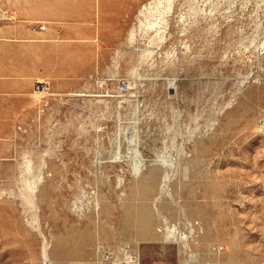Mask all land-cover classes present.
<instances>
[{"label": "rangeland", "instance_id": "rangeland-1", "mask_svg": "<svg viewBox=\"0 0 264 264\" xmlns=\"http://www.w3.org/2000/svg\"><path fill=\"white\" fill-rule=\"evenodd\" d=\"M145 1L0 0V264H264V0H211L140 61ZM136 151L176 162L157 204ZM165 224L199 227L188 253Z\"/></svg>", "mask_w": 264, "mask_h": 264}, {"label": "bare ground", "instance_id": "bare-ground-1", "mask_svg": "<svg viewBox=\"0 0 264 264\" xmlns=\"http://www.w3.org/2000/svg\"><path fill=\"white\" fill-rule=\"evenodd\" d=\"M138 1V0H137ZM142 1V0H140ZM230 1V0H229ZM144 2V1H143ZM146 2V1H145ZM220 2V1H219ZM233 2V1H232ZM135 3V1H134ZM143 4V3H142ZM130 7V6H129ZM211 0H149L144 3L138 13V26L132 30L130 35V42H134L137 37H142L144 40H147L148 44L146 47L139 49V60L143 61L146 57L151 56L156 51V46L167 39L168 32L172 27V22L181 25L193 24L196 22V19L204 15L208 17V9L212 10ZM131 8V7H130ZM133 8V7H132ZM137 9V8H136ZM130 10V9H129ZM218 10V9H217ZM209 11V12H210ZM127 12V11H126ZM215 12V11H214ZM212 12H210L211 14ZM129 18V17H128ZM137 22V21H136ZM194 25V24H193ZM196 25V24H195ZM198 25V24H197ZM175 26V24H174ZM178 26V27H179ZM193 27V26H191ZM177 28V27H176ZM189 28V27H188ZM197 28V27H196ZM174 29V28H173ZM194 29V28H193ZM192 29V30H193ZM176 31V30H175ZM187 31V30H186ZM191 29H189V32ZM184 33V32H182ZM174 34V33H173ZM178 34V33H177ZM188 34V32H187ZM185 34V35H187ZM192 34V33H191ZM179 35V34H178ZM172 37V36H171ZM180 37V36H179ZM182 38V37H181ZM141 39V38H140ZM164 44V43H163ZM162 44V45H163ZM165 45V44H164ZM184 46V45H183ZM160 48V47H158ZM187 48V47H186ZM124 50V49H123ZM187 51V50H186ZM157 52V51H156ZM174 52V51H173ZM124 53V52H123ZM155 54V53H154ZM153 54V55H154ZM177 54V53H176ZM116 56V55H115ZM161 56V55H160ZM153 57V56H152ZM150 59V58H148ZM147 59V60H148ZM115 61V60H114ZM154 62V60L152 61ZM156 64V63H155ZM120 65V64H119ZM169 71V70H168ZM113 73V72H112ZM134 75L139 74V67H136L132 70ZM105 78V77H104ZM137 78V77H136ZM174 78V77H173ZM177 78V77H176ZM154 79V78H153ZM101 82V81H100ZM114 86V85H113ZM120 86V85H119ZM114 89V88H113ZM73 93V92H72ZM118 94V93H117ZM254 96V95H253ZM256 97V96H255ZM254 97V99H255ZM79 98V96H78ZM258 98V97H257ZM252 100V99H251ZM258 102V101H257ZM253 103V102H252ZM124 104V103H123ZM254 104V103H253ZM73 105V104H72ZM138 105V104H137ZM258 106V105H257ZM134 107V106H133ZM253 107V106H251ZM116 112V111H115ZM137 114V113H136ZM260 118V117H259ZM264 118V117H263ZM65 119V118H64ZM88 121V120H87ZM122 121V120H121ZM119 124V123H118ZM55 125V124H54ZM264 125V124H263ZM120 126V125H119ZM96 131V130H95ZM104 131V130H103ZM101 132V131H100ZM102 134V133H101ZM121 135V134H120ZM119 135V137H120ZM128 136V135H127ZM97 137V136H96ZM132 138V137H131ZM120 139V138H119ZM132 140V139H131ZM80 146V145H79ZM200 148V147H199ZM134 159H127L130 161L132 169L135 173H140L148 166H152L141 178L142 181L148 183L150 187H154L159 181V178L162 177L161 183L157 189V193L152 200L153 204L159 203L162 199L163 193L168 185V181L171 177V172L176 162L173 159L167 158L165 155H157L155 159H144L140 157L138 151L135 153ZM119 159L125 158L127 156H122L121 153H118ZM49 158V157H48ZM100 158V157H99ZM56 160V159H55ZM59 162V161H58ZM29 163V162H28ZM56 164V163H55ZM69 164V163H68ZM58 165V164H57ZM49 167V166H48ZM44 170H47L46 168ZM64 170V169H63ZM48 171V170H47ZM52 174V173H51ZM47 176V175H46ZM34 181V180H33ZM53 182V181H52ZM51 182V183H52ZM57 182V181H55ZM45 184V183H44ZM36 183L32 182L30 179L26 180L25 189L28 193L22 192L24 198L29 200L33 193H36ZM51 189V188H50ZM31 190V194L29 192ZM40 190V189H39ZM148 191V190H146ZM203 192V191H201ZM38 193V192H37ZM85 193V192H84ZM205 193V192H204ZM44 194V193H43ZM148 194L144 195V197ZM38 196V195H37ZM84 197V196H83ZM202 197V196H201ZM200 197V198H201ZM199 198V199H200ZM203 198V197H202ZM197 199V201L199 200ZM85 200V199H84ZM162 201V200H161ZM196 201V202H197ZM38 202V201H37ZM200 201H198L199 203ZM36 203V202H35ZM84 203V202H83ZM34 204V203H30ZM99 204V200L96 203ZM201 205V203H199ZM198 205V204H197ZM203 205V204H202ZM199 206V205H198ZM77 207V206H76ZM156 207V206H155ZM158 207V206H157ZM202 207V206H201ZM200 207V209H202ZM193 208V207H192ZM199 208V207H198ZM189 209V208H188ZM203 209H205L203 207ZM37 212V211H36ZM39 212V211H38ZM37 212V213H38ZM42 212V211H41ZM39 215V214H38ZM40 216V215H39ZM41 220V219H40ZM167 221V220H166ZM28 222V220H27ZM170 222V221H169ZM204 222V220H203ZM30 223V222H29ZM40 223V221H39ZM162 223V222H161ZM206 223V222H205ZM199 224V223H198ZM30 225V224H28ZM32 226V225H31ZM206 226V225H205ZM203 225L200 227L202 228ZM211 227V226H210ZM198 226L192 225L191 227V238L183 230L180 229L177 225L165 224L161 230L162 235L160 241L165 243L177 244L179 246L181 254L188 253L189 248L191 247L192 241L194 242V234H197ZM203 229V228H202ZM208 230V228H207ZM33 231V230H32ZM43 231V230H42ZM199 231V230H198ZM34 232V231H33ZM203 232V231H202ZM207 232V231H206ZM215 232V231H214ZM45 233V232H44ZM200 233V232H199ZM204 234V233H203ZM207 234V233H206ZM205 234V236H206ZM209 234V233H208ZM37 235V234H36ZM210 236H212L210 234ZM219 236V235H218ZM42 238V237H41ZM64 238V237H63ZM66 238V237H65ZM211 239V238H210ZM215 239V238H214ZM203 240V239H202ZM205 240V238H204ZM41 242V241H40ZM225 243V242H224ZM44 244V243H43ZM44 246V245H43ZM80 249V248H79ZM82 249V248H81ZM126 250V249H125ZM128 250V249H127ZM133 250V249H132ZM56 251V250H54ZM136 251V250H135ZM233 251V250H232ZM50 252V251H49ZM45 254V252H44ZM55 254V253H54ZM131 254V253H130ZM128 255L127 260L129 264H141L140 257L138 253L135 252V255ZM227 255L223 253L222 255ZM231 254V253H230ZM49 255V254H48ZM125 255V254H124ZM45 257V256H44ZM124 257V256H123ZM190 258L184 264H190V262L196 257L195 253H192ZM46 258L47 255H46ZM225 258V257H224ZM125 259V258H124ZM230 259V258H229ZM126 260V261H127ZM103 261V260H102ZM231 261V260H230ZM70 262V261H69ZM73 262V261H72ZM104 262V261H103ZM120 262V261H119ZM117 260L114 264H120ZM79 263V262H78ZM46 264H53L52 261L47 260ZM83 264V263H82ZM88 264V263H87Z\"/></svg>", "mask_w": 264, "mask_h": 264}, {"label": "built area", "instance_id": "built-area-1", "mask_svg": "<svg viewBox=\"0 0 264 264\" xmlns=\"http://www.w3.org/2000/svg\"><path fill=\"white\" fill-rule=\"evenodd\" d=\"M40 27H41V30H45L46 29L45 25H42ZM36 90L40 91V92H47V91L50 90V85L46 81H38L36 83Z\"/></svg>", "mask_w": 264, "mask_h": 264}]
</instances>
